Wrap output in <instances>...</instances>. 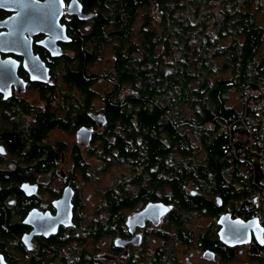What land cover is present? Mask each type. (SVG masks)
I'll return each mask as SVG.
<instances>
[{"label": "flooded vegetation", "instance_id": "af4514ba", "mask_svg": "<svg viewBox=\"0 0 264 264\" xmlns=\"http://www.w3.org/2000/svg\"><path fill=\"white\" fill-rule=\"evenodd\" d=\"M62 3L58 19L52 7L50 35L25 37L38 66L19 54H0L16 65L18 78L0 91V264H193L195 258L228 264L249 254L250 244L236 246L219 233L221 217L237 220L245 200H231L228 186L217 191L210 172L202 177L196 170L185 185V157L169 152L167 135L156 144L151 132L139 130L136 115L125 121L108 113L102 74L114 55L106 66L100 56L91 64L75 56L74 47L84 42L96 46L88 34L110 0ZM13 15L0 8V25ZM8 31L0 27V34ZM46 39H54L60 56L41 44ZM71 71L75 79L83 71L86 82L93 80L88 91L70 83ZM87 92L95 93L90 101ZM127 93L135 90L125 89L123 101ZM58 133L66 139L52 136ZM225 174L232 179L230 169ZM196 198L207 206L183 207ZM191 218L208 223L196 226Z\"/></svg>", "mask_w": 264, "mask_h": 264}, {"label": "trees", "instance_id": "16d2710c", "mask_svg": "<svg viewBox=\"0 0 264 264\" xmlns=\"http://www.w3.org/2000/svg\"><path fill=\"white\" fill-rule=\"evenodd\" d=\"M182 1L119 0L115 6L110 0V6H104V16L96 13L88 34L96 46L91 48L84 42L83 47H74L75 56L91 64L109 47L115 61L102 74L104 85L110 86L104 88H108L104 92L108 113H121L125 121L136 115L139 130L151 132L156 144L160 135H167L169 152L178 151L185 157L184 184L195 177L196 170L202 177H209L210 172L216 176L217 191L228 186L231 200H245L236 208L242 210L257 186L245 178L244 164L229 161L231 142L220 127L243 110V105L241 111L236 105L228 106L229 92L241 97L245 88L264 84V56L258 58L264 43V16L253 0H247L240 9L223 10L215 22L208 14L194 25L185 17L186 11L195 20L202 8L212 9V0H190L188 7ZM93 5L98 4L93 1ZM139 19L143 21L140 25ZM68 77L72 85L87 91L93 81L86 82L83 71L76 79L72 71ZM125 89L135 93H127L123 101L120 94ZM87 94L89 101L95 95ZM210 122L213 129L206 126ZM194 139L201 145L194 146ZM241 146L243 143L238 144ZM196 150L205 152V162H197ZM229 169L232 179L225 174ZM254 173V182L264 185V170L259 164ZM183 195L188 198L186 192ZM194 205L205 207L207 202L196 198L183 207ZM251 249L257 254L264 246L255 244Z\"/></svg>", "mask_w": 264, "mask_h": 264}, {"label": "built area", "instance_id": "2783aa9c", "mask_svg": "<svg viewBox=\"0 0 264 264\" xmlns=\"http://www.w3.org/2000/svg\"><path fill=\"white\" fill-rule=\"evenodd\" d=\"M189 1L183 0L181 4L188 7ZM246 1L220 0L219 2V0H212L209 4L213 9V13L202 8L195 20L191 18L190 12L186 11V13H188L187 17L191 24L195 25L205 15L212 14V18L219 19L223 14V10H232L234 7L240 9ZM253 4L256 10L264 16V0H253ZM241 97L243 110L241 113L233 114L228 122L222 124L220 132L227 135L231 142L230 152H228L229 161L246 164L249 169L245 173V178L252 180L257 189L250 199L251 205L244 210L236 211L234 218L244 222L256 220L263 229L262 237L264 238V185L260 186L256 184V181L254 182V163H258L264 168V84H258L256 88H245ZM206 126L212 129L215 127L212 122ZM239 143H243V146L238 147ZM249 151L254 152L256 155L249 157ZM255 244L258 245L256 241H253L248 245L249 254L255 258L256 264H264V249L256 250L257 254L251 251V246Z\"/></svg>", "mask_w": 264, "mask_h": 264}, {"label": "water", "instance_id": "95a60500", "mask_svg": "<svg viewBox=\"0 0 264 264\" xmlns=\"http://www.w3.org/2000/svg\"><path fill=\"white\" fill-rule=\"evenodd\" d=\"M59 13L62 11L63 3L62 0H44L38 2L35 0H0V8L12 11L14 15L3 22L0 27H8V33L0 34V54L2 52H12L15 54L22 55L25 58V63L31 64L32 67L38 66V63L32 61L37 60L34 57L31 48V40H26V35L31 36L37 33L44 32L50 35L52 30V15L54 16L53 8ZM28 26L30 31H22L20 27ZM31 29H34L31 31ZM58 32V26L56 31ZM46 48L52 51L54 57L60 56V49L54 47V39L52 42L50 39L44 40L41 43ZM10 61L3 62L0 60V91L6 92L9 84H18V78L16 75V65ZM34 80H41L36 72H33ZM80 135L87 136L86 133L82 132ZM220 226H222L220 236L223 240L233 241L236 246L248 245L253 239L261 247L264 246L263 229L256 220L240 221L232 220L230 215H224L221 217Z\"/></svg>", "mask_w": 264, "mask_h": 264}, {"label": "rangeland", "instance_id": "374dc122", "mask_svg": "<svg viewBox=\"0 0 264 264\" xmlns=\"http://www.w3.org/2000/svg\"><path fill=\"white\" fill-rule=\"evenodd\" d=\"M220 2V0H219ZM221 8H223V6H221ZM210 13H213V9H211V11H208ZM187 14H185V17H187ZM208 14V13H207ZM177 15L180 16V13H177ZM223 14H221V17H222ZM263 16V15H262ZM220 17V18H221ZM188 18V17H187ZM217 18L214 19V17L212 18V21L215 22ZM142 19H139V25L142 24ZM264 22V21H262ZM261 56H264V43L262 45V48H261V51L258 55V58L261 57ZM113 59V54L110 53V48L107 47L103 53V60H100V65L102 66H106V64L109 63V61H111ZM110 67V66H109ZM102 68V67H101ZM98 70H100V68L98 67L97 68ZM226 76H228V74H226ZM109 86L108 85H105L103 86V89L106 88ZM250 88V87H249ZM227 104L228 106H234L236 105L237 109L239 111L242 110V105H243V102H242V97H240L239 93L237 92H229L228 95H227ZM241 104V105H240ZM187 113V112H186ZM54 138H64L66 139L64 134L62 133H58L57 135L53 134L52 135ZM193 138V137H192ZM194 146L198 147L199 145H201V143L198 141V140H195L194 139ZM205 152L203 150H196L195 154V159H197V162H200V163H203V160H204V157H205ZM249 154V157H253L254 155H256L254 152H248ZM246 169H249V168H246ZM243 171V174L247 173V170H242ZM114 171H112L111 173L107 174L106 175V180H110L111 179V176H112V173ZM244 176V175H243ZM97 185V183H94ZM240 185V184H239ZM241 186V185H240ZM190 187H193V186H190ZM202 220V221H201ZM194 219V218H191L188 223H194L196 226H200V225H206L208 223V220L207 219ZM193 261V264H203V262L197 260L196 258L192 260ZM254 259L251 258L250 254H247V253H244V255H240V256H237L235 258H233V260L231 262H229L228 264H254ZM215 264H220V263H215Z\"/></svg>", "mask_w": 264, "mask_h": 264}, {"label": "bare ground", "instance_id": "6f19581e", "mask_svg": "<svg viewBox=\"0 0 264 264\" xmlns=\"http://www.w3.org/2000/svg\"><path fill=\"white\" fill-rule=\"evenodd\" d=\"M257 164L258 163H254V168L256 169L257 168ZM247 168H248V166L246 165V164H244ZM260 165V164H259ZM260 168L262 169V170H264V168L260 165ZM251 205V202H249V203H247L244 207H243V209L242 210H244V209H246V207L247 206H250Z\"/></svg>", "mask_w": 264, "mask_h": 264}, {"label": "clouds", "instance_id": "9594fccd", "mask_svg": "<svg viewBox=\"0 0 264 264\" xmlns=\"http://www.w3.org/2000/svg\"><path fill=\"white\" fill-rule=\"evenodd\" d=\"M249 221H250V220H249ZM245 222H246V221H245ZM253 241H255V240L253 239ZM253 241H252V242H253ZM252 242H251V243H252ZM251 243H250V244H251Z\"/></svg>", "mask_w": 264, "mask_h": 264}]
</instances>
